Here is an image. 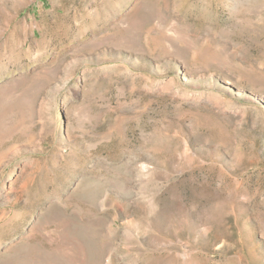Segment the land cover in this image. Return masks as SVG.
<instances>
[{"label":"rangeland","instance_id":"1","mask_svg":"<svg viewBox=\"0 0 264 264\" xmlns=\"http://www.w3.org/2000/svg\"><path fill=\"white\" fill-rule=\"evenodd\" d=\"M0 264H264V0H0Z\"/></svg>","mask_w":264,"mask_h":264}]
</instances>
